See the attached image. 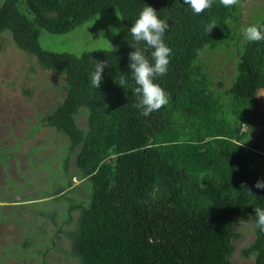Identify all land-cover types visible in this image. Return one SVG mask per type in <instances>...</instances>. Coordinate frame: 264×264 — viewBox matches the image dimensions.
<instances>
[{
    "label": "trees",
    "instance_id": "1",
    "mask_svg": "<svg viewBox=\"0 0 264 264\" xmlns=\"http://www.w3.org/2000/svg\"><path fill=\"white\" fill-rule=\"evenodd\" d=\"M146 6L169 24L163 39L172 50L167 74L153 81L169 102L147 117L133 107L137 96L128 67V54L136 47L154 63V49L137 45L129 32ZM109 11H118L122 20L110 48L76 54L40 44L41 29L67 33ZM240 16L239 3L224 7L219 0L201 14L183 0L2 1L0 33L9 32L42 68L64 77L63 100L42 117L44 125L69 139L67 179L43 191L45 197L55 195L48 203L52 208L41 213L55 225L46 253L57 248L67 256L56 242L64 236L77 264H231L240 238L236 222L247 216L255 238L243 248L244 257H253L245 264H264V232L256 228L254 211L264 209V189L254 187L264 175L252 158L258 155L257 136L263 147L264 116L256 113V105L264 88V41L244 44L237 77L221 94L207 64L195 63L200 50L223 46L229 21L238 23ZM212 19L217 26L207 35ZM105 60L109 66L95 89L93 61ZM73 174L85 189H79L84 183H73ZM43 226L41 233L48 232Z\"/></svg>",
    "mask_w": 264,
    "mask_h": 264
},
{
    "label": "rangeland",
    "instance_id": "2",
    "mask_svg": "<svg viewBox=\"0 0 264 264\" xmlns=\"http://www.w3.org/2000/svg\"><path fill=\"white\" fill-rule=\"evenodd\" d=\"M239 4L240 19L238 23L229 21V36L223 46L205 47L195 60V63L207 64L214 89L220 94L237 77L239 56L247 42L242 29L259 25L264 19V0H241ZM121 28L119 12L109 11L95 15L67 33L41 29L39 41L42 47L53 51L80 54L85 50L110 48L112 29ZM64 95L63 74L42 68L35 56L17 46L9 32L0 33V264H44L43 258L46 264H77L69 254L64 236L56 238V242L64 246L67 256L57 248L45 252L53 245L55 225L41 215L47 206L52 208L48 205L50 199H55V195L45 197L43 191L57 189L67 179L64 163L67 165L69 139L42 122V117L55 109ZM256 106V113L264 116V88L257 93ZM259 131L258 126L256 134ZM252 139L255 141V137ZM256 140L258 146L254 152L258 155L252 158L264 175V136L262 148L259 147L261 136ZM248 143L253 149L255 144ZM70 164L73 172L76 164L72 160ZM73 183L84 182L79 174H73ZM85 188V183L79 187ZM57 204L55 200L52 202L53 207ZM61 218L59 215L57 220L60 222ZM41 224L48 232L41 233ZM235 229L240 238L234 241L236 249L230 258L231 264H245L253 258L244 257L242 252L255 238L254 225L249 217L239 216ZM29 237L33 238L25 246ZM36 251L40 253L35 254Z\"/></svg>",
    "mask_w": 264,
    "mask_h": 264
},
{
    "label": "clouds",
    "instance_id": "3",
    "mask_svg": "<svg viewBox=\"0 0 264 264\" xmlns=\"http://www.w3.org/2000/svg\"><path fill=\"white\" fill-rule=\"evenodd\" d=\"M183 2L195 14H201L206 9H210L213 4V0H183ZM219 2L224 7H231L238 4L239 0H219ZM216 26V20L212 19L205 26V33L209 35ZM168 28L169 24L158 18L157 12L151 6L144 7L134 24L129 28V32L137 45L144 42L148 48L154 49L151 52L154 63L149 62L145 56V50L140 47H136L134 51L128 54L130 61L128 67L135 84L132 92L137 96V102L133 107L145 117L169 102L165 90L159 84L153 82L155 78L162 77L168 72L169 57L172 50L164 43L163 39ZM112 31L114 35L119 34V29H112ZM242 34L248 42L264 41V26H249L242 29ZM93 64L95 70L90 75V84L97 89L101 85L104 68L109 66V62L107 60L93 61ZM125 83L126 81L121 79L119 85L123 87ZM254 187L264 189V181H257ZM247 191L252 193L250 189ZM254 211L257 217L256 228L264 232V209L256 207Z\"/></svg>",
    "mask_w": 264,
    "mask_h": 264
}]
</instances>
